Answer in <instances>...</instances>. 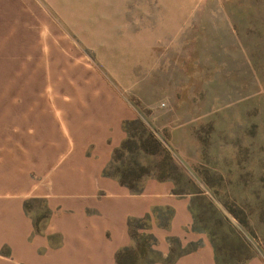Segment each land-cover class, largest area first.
I'll use <instances>...</instances> for the list:
<instances>
[{
    "label": "rangeland",
    "instance_id": "1",
    "mask_svg": "<svg viewBox=\"0 0 264 264\" xmlns=\"http://www.w3.org/2000/svg\"><path fill=\"white\" fill-rule=\"evenodd\" d=\"M36 1L31 27L47 41L50 80L41 90L74 91L75 75L102 77L134 110L106 172L134 193L148 177L197 193L192 229L209 236L220 264L264 258V0ZM11 87L2 82L0 92ZM8 128L0 125L1 163L16 138ZM24 209L33 233L43 231L41 200H25ZM131 223L134 245L122 264L161 259L144 230L150 223ZM198 242L172 238L164 258Z\"/></svg>",
    "mask_w": 264,
    "mask_h": 264
},
{
    "label": "crops",
    "instance_id": "2",
    "mask_svg": "<svg viewBox=\"0 0 264 264\" xmlns=\"http://www.w3.org/2000/svg\"><path fill=\"white\" fill-rule=\"evenodd\" d=\"M33 7L39 8L36 0H0V84L13 86L0 92L8 100L0 125L17 132L8 140V161L0 160V264H115L134 245L132 221L150 223L144 229L153 238L150 249L162 256L150 264H219L213 241L192 229L197 193L176 192L173 181L151 177L134 193L104 175L125 141L124 123L134 116L115 82L75 75L74 91L41 90L50 82L48 50L32 30ZM27 199L41 200L47 210L39 233L25 212ZM160 210H167L163 224L156 222ZM172 238L199 242L166 260ZM239 264H264V258Z\"/></svg>",
    "mask_w": 264,
    "mask_h": 264
},
{
    "label": "trees",
    "instance_id": "3",
    "mask_svg": "<svg viewBox=\"0 0 264 264\" xmlns=\"http://www.w3.org/2000/svg\"><path fill=\"white\" fill-rule=\"evenodd\" d=\"M109 164H110V162H109ZM109 164H108V166H109ZM106 169H107V167H106ZM106 169H105V171H104V175H105V176L115 177V178L118 180V182H120V183H121L122 185H124V186H127L126 184L122 183V182L118 179V177L109 175V174L106 172ZM131 236H132V235H131ZM152 244H153V241H152V243L150 244V246H152ZM213 244H214V243H213ZM215 248H216V246H215ZM215 248H214V250H215ZM128 249H129V248H126V249L122 250L120 253L117 254L115 264H122V262H124V260H125L124 255H125V253L128 251ZM216 261L218 262L217 258H216ZM151 262H152V261H151ZM151 262H149V263H147V264H150ZM218 263H219V262H218ZM219 264H220V263H219Z\"/></svg>",
    "mask_w": 264,
    "mask_h": 264
}]
</instances>
